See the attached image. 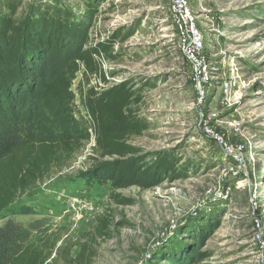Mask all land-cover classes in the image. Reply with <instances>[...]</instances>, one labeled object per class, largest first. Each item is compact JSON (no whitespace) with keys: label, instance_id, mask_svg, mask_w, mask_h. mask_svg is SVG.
<instances>
[{"label":"rangeland","instance_id":"374dc122","mask_svg":"<svg viewBox=\"0 0 264 264\" xmlns=\"http://www.w3.org/2000/svg\"><path fill=\"white\" fill-rule=\"evenodd\" d=\"M192 8L207 65L202 89L166 0H0V21L10 18L24 33L33 22L55 20L66 31L86 30V47L104 45L96 60L107 80L80 64L72 81L75 117L91 118L81 89L102 92L127 81L141 96L131 110L147 125L127 142L148 160L165 154L177 165L154 188L115 189L95 173L117 158L90 143L69 167L19 196L0 213V225L10 217L41 220L61 239L50 264L68 263L82 248L73 264H169V253L214 226L202 264H264V0H192ZM59 49L53 67L68 60ZM61 105L51 102L54 110ZM205 122L240 148L239 160L201 130ZM103 221L109 235L100 234Z\"/></svg>","mask_w":264,"mask_h":264},{"label":"trees","instance_id":"16d2710c","mask_svg":"<svg viewBox=\"0 0 264 264\" xmlns=\"http://www.w3.org/2000/svg\"><path fill=\"white\" fill-rule=\"evenodd\" d=\"M87 42L86 30L66 31L55 20L33 22L24 33L12 19H1L0 213L45 182L55 169L73 164L93 135L94 151L117 158L108 164V172L95 173L101 184L111 181L115 189H151L174 177L177 165L171 156L161 154L148 160L140 148L127 142L128 135L141 134L147 128L131 110L141 96L127 81L102 92L81 89L91 118L75 117L70 86L80 64L88 73L100 72L103 81L107 80L96 60L106 47L94 51L86 47ZM57 48L69 51L68 60L53 67ZM52 101L62 105L54 110ZM113 196L118 203H132L119 194ZM100 226V234L109 235L107 222ZM215 228L208 230L207 236L194 234L193 245L184 244L183 250L169 253V264H202L207 257L201 251L203 241ZM35 233L41 235L39 243L33 241ZM60 241L41 220L23 223L7 218L0 225V264H50ZM82 249L78 257H84ZM77 258L65 264H73Z\"/></svg>","mask_w":264,"mask_h":264},{"label":"built area","instance_id":"2783aa9c","mask_svg":"<svg viewBox=\"0 0 264 264\" xmlns=\"http://www.w3.org/2000/svg\"><path fill=\"white\" fill-rule=\"evenodd\" d=\"M169 4L171 16L179 36L180 46L183 54L191 64L199 89L203 88L207 76V65L205 64L204 45L202 33L197 27L196 15L192 8V0H166ZM97 57V56H96ZM201 130L215 140L217 146L226 154L233 155L239 160V147L233 146L226 137L220 134L209 123L201 124ZM90 143L96 144L93 135ZM89 143V144H90ZM88 144V145H89ZM261 255L264 261V236L260 232Z\"/></svg>","mask_w":264,"mask_h":264}]
</instances>
